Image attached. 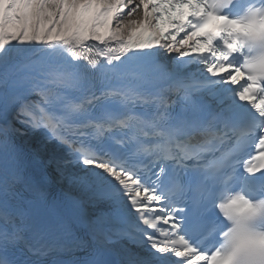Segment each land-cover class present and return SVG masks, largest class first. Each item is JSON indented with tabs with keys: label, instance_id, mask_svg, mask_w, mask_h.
<instances>
[{
	"label": "snow or ice",
	"instance_id": "snow-or-ice-1",
	"mask_svg": "<svg viewBox=\"0 0 264 264\" xmlns=\"http://www.w3.org/2000/svg\"><path fill=\"white\" fill-rule=\"evenodd\" d=\"M0 264H264V0H0Z\"/></svg>",
	"mask_w": 264,
	"mask_h": 264
}]
</instances>
